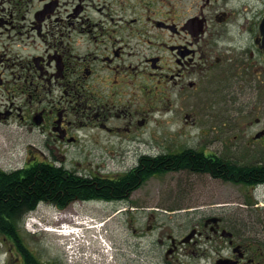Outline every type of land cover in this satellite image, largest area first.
I'll list each match as a JSON object with an SVG mask.
<instances>
[{
	"label": "flooded vegetation",
	"instance_id": "flooded-vegetation-1",
	"mask_svg": "<svg viewBox=\"0 0 264 264\" xmlns=\"http://www.w3.org/2000/svg\"><path fill=\"white\" fill-rule=\"evenodd\" d=\"M140 2L0 0V127L31 138L19 169L0 164V180L43 162L141 182V164L161 159L168 174L219 179L180 167L195 163L190 156L235 164L221 128L235 132L236 118L255 116L241 129L258 126L249 145L264 143V0H163L152 13ZM137 14L144 29L134 28ZM187 128L195 135L181 140ZM138 191L115 204L152 264H188L183 255L195 264H264V203L231 212L202 202L179 215ZM38 203L28 210L40 212ZM26 211L0 220V264H58L43 250L45 235L24 227Z\"/></svg>",
	"mask_w": 264,
	"mask_h": 264
},
{
	"label": "rangeland",
	"instance_id": "rangeland-1",
	"mask_svg": "<svg viewBox=\"0 0 264 264\" xmlns=\"http://www.w3.org/2000/svg\"><path fill=\"white\" fill-rule=\"evenodd\" d=\"M146 1L150 3L151 13L155 9L157 11H163L164 5H166L163 3V0H141L140 11L142 13L145 12L143 7L146 9V6H144ZM184 5L188 7L191 3L187 4L184 2ZM185 11L186 10L183 12ZM135 16L140 17L142 21L138 26H134V28L144 29L145 18L139 14ZM138 48H140V46H138ZM220 114L222 116L228 115V112L223 110V106H221ZM262 117L264 119V115ZM254 118L255 116L251 118H236L237 128L235 132L233 131L229 134H227L230 130L229 127L221 128L222 133L225 132L226 137L224 139H227L226 141L228 143L227 154L236 157L235 162L240 164L256 165L258 164L256 160L261 158L264 159V143L249 145L252 142L251 137L259 127L255 126L254 128L249 129L246 134H244L243 129H241V125L244 122L252 121ZM190 131L191 129L187 128V135L184 134L183 138L180 139L186 140L187 137L188 140H191V137L195 135V130L192 132ZM234 133L237 135L236 140L233 138ZM30 141L31 138L20 130H10L0 127V164L5 165V168L7 169L17 168L18 162H23L26 146ZM134 161V158H131L128 163L131 165ZM204 193H207L208 195ZM144 194L150 195L153 199L152 204H157L159 208H161L160 206L178 207V209L182 210V213H179V215L190 213L189 211L197 208V206L202 202H210V204H227L229 205L228 208L231 206L234 207L230 210L231 212H240L241 209H244L243 207H246L248 200L247 196L249 195H252V200L264 203V185L251 188L249 186L213 179L209 175L191 176L187 173H164L158 177L151 178L147 183L139 188L137 193V195ZM93 204L94 203L83 204L78 207L79 209L76 212H79L83 217L88 216L98 220L111 219V221L108 222L109 226L106 225L105 234L108 243L113 246L110 254L111 256L109 258L111 264H152L150 258L144 257L148 250L147 242L143 241V244L139 247V243L141 241L139 238L134 236L132 229L127 224L123 227L119 217L117 215H113V212H115L117 208L114 206H110L108 208L96 207ZM201 205H203V203ZM184 210H186V212H183ZM45 237L46 240L43 244V248L48 250L51 256L58 257L62 261L60 264H79V259L76 260L75 258H72L70 252L68 253V251L61 246L60 239L56 234H45ZM154 238H156V236H152L150 241ZM138 247L142 252L140 255L137 252ZM89 252H92V249H90ZM181 259L186 261L188 264H195L194 257L192 255H183L181 256ZM87 264L93 263L88 262ZM96 264H105V262L101 261Z\"/></svg>",
	"mask_w": 264,
	"mask_h": 264
},
{
	"label": "trees",
	"instance_id": "trees-1",
	"mask_svg": "<svg viewBox=\"0 0 264 264\" xmlns=\"http://www.w3.org/2000/svg\"><path fill=\"white\" fill-rule=\"evenodd\" d=\"M194 164L180 168L193 169L198 172H210L214 177L244 186L264 184L263 166H242L239 164H211L200 157ZM164 159L154 164L144 162L137 169L142 175L140 182L120 177L117 179L90 178L79 176L52 164L39 162L17 171L18 177L0 180V189L8 190L0 194V220L17 217L32 208L39 201H46L64 206L75 199L117 200L127 190H135L151 176L161 175L171 169ZM21 175H24L22 177ZM137 178V179H136Z\"/></svg>",
	"mask_w": 264,
	"mask_h": 264
},
{
	"label": "bare ground",
	"instance_id": "bare-ground-1",
	"mask_svg": "<svg viewBox=\"0 0 264 264\" xmlns=\"http://www.w3.org/2000/svg\"><path fill=\"white\" fill-rule=\"evenodd\" d=\"M26 212H27V211H26ZM53 260H54L55 262H57L58 264L62 262L58 257H54Z\"/></svg>",
	"mask_w": 264,
	"mask_h": 264
}]
</instances>
